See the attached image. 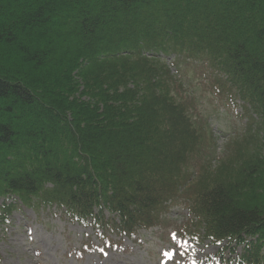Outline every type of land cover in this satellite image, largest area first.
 I'll return each mask as SVG.
<instances>
[{"label": "trees", "instance_id": "1", "mask_svg": "<svg viewBox=\"0 0 264 264\" xmlns=\"http://www.w3.org/2000/svg\"><path fill=\"white\" fill-rule=\"evenodd\" d=\"M190 67L243 110L219 156ZM179 205L185 264H264V0H0V225L56 208L104 254Z\"/></svg>", "mask_w": 264, "mask_h": 264}, {"label": "rangeland", "instance_id": "2", "mask_svg": "<svg viewBox=\"0 0 264 264\" xmlns=\"http://www.w3.org/2000/svg\"><path fill=\"white\" fill-rule=\"evenodd\" d=\"M188 74L196 77L192 88L209 117L217 144L215 155L219 156L246 124L240 118L242 107L227 95L222 99L214 95L205 78L191 67ZM169 219L167 230L140 231L131 239L114 237L116 246L101 254L95 230L70 222L60 210H17L8 226L0 225V264H185L178 254L176 230L187 224V209L174 206ZM224 256L230 261L224 264H236V255ZM207 259L220 262V247L209 243L195 247V263L208 264Z\"/></svg>", "mask_w": 264, "mask_h": 264}, {"label": "snow or ice", "instance_id": "3", "mask_svg": "<svg viewBox=\"0 0 264 264\" xmlns=\"http://www.w3.org/2000/svg\"><path fill=\"white\" fill-rule=\"evenodd\" d=\"M171 258V257H170Z\"/></svg>", "mask_w": 264, "mask_h": 264}]
</instances>
